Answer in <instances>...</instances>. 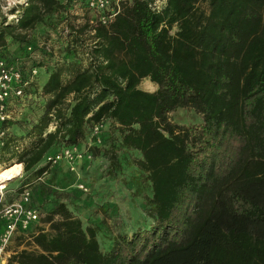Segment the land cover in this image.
<instances>
[{
    "label": "trees",
    "instance_id": "obj_1",
    "mask_svg": "<svg viewBox=\"0 0 264 264\" xmlns=\"http://www.w3.org/2000/svg\"><path fill=\"white\" fill-rule=\"evenodd\" d=\"M152 1L131 0L98 27L91 61L49 66L31 92L42 96L41 115L0 147V163L14 160L30 178L17 196L48 171V155L111 124L147 174L150 224L117 236L104 253L95 230L57 202L20 235L31 249L6 264H264V0H166L160 12ZM59 8L58 0H28L15 26L0 24V53L24 56L20 31ZM147 79L155 92L138 88ZM177 109L201 124L172 122ZM100 147L89 149L94 158ZM106 152L118 170L114 148Z\"/></svg>",
    "mask_w": 264,
    "mask_h": 264
},
{
    "label": "built area",
    "instance_id": "obj_2",
    "mask_svg": "<svg viewBox=\"0 0 264 264\" xmlns=\"http://www.w3.org/2000/svg\"><path fill=\"white\" fill-rule=\"evenodd\" d=\"M60 8L46 26L42 39L26 40L25 55L12 59L4 51L0 53V147L9 135V125L21 114L32 99V91L40 90L37 78L41 71L47 74L48 66L65 61L82 59L91 61V51L96 48L98 40L96 30L111 24L121 12L122 6L131 0H58ZM166 0H153L150 8L160 12ZM28 6V0H0V18L2 25H16L20 14ZM75 41H77L75 43ZM3 50V49H2ZM9 50L6 48V51ZM68 50H74L67 56ZM47 76V75H46ZM104 121L91 127L90 135L79 145L62 147L45 158L48 171L58 166L78 175V165L94 160L90 148L100 146L99 136L104 130ZM52 127V131L54 127ZM48 171L36 180V184L45 183ZM21 172L14 177L20 179ZM76 189L86 194L88 189L77 184ZM0 190V194L1 191ZM31 187L24 185L12 203L0 208V264H6L10 256L8 247L16 235H26L39 224L40 216L31 204Z\"/></svg>",
    "mask_w": 264,
    "mask_h": 264
},
{
    "label": "rangeland",
    "instance_id": "obj_3",
    "mask_svg": "<svg viewBox=\"0 0 264 264\" xmlns=\"http://www.w3.org/2000/svg\"><path fill=\"white\" fill-rule=\"evenodd\" d=\"M49 23L50 20L46 24H38L27 31H20V34L24 35L26 40L28 37L30 39H42ZM13 26L15 25L13 24ZM7 42H9L8 49L11 50L10 53L12 54L17 45L12 42L11 38H8ZM50 64V61L44 63V66H48L47 74L44 71L40 72L37 78V86H42L47 79ZM146 82L150 83L148 79L142 80L138 88L149 93L157 90L156 86L153 91L146 89ZM43 104L42 96L39 94L32 95L29 104L21 110V114L14 121L17 124L22 123L23 126L13 127L11 125L9 134L19 136L28 130L41 115ZM169 118L179 125L196 126L201 124L200 116L187 109H177L169 115ZM51 131L52 127L50 126L47 132ZM99 139L101 152L91 163L78 165V175L70 173L65 167L58 166L52 169L50 175L48 174L44 180V185L43 183L31 184V204L35 209L39 206L42 207V210H39L40 218L51 209L54 203L66 204L74 216L81 220L83 227L95 230L101 251L107 253L117 236L130 235L137 229L150 224L151 188L147 174L138 169L135 164L139 155L120 146V133L116 127L106 124V129L102 131ZM110 148H114L113 154L119 163L118 170H112L107 159L109 155L106 151H109ZM14 164H17L14 160L4 161L0 163V171ZM29 179V176L23 172L22 178L11 180L4 185L0 194V208L12 203L16 198L17 189ZM77 184L84 185L88 189V193L84 194L76 189ZM26 238L16 235L8 247L9 254L22 249H31Z\"/></svg>",
    "mask_w": 264,
    "mask_h": 264
},
{
    "label": "bare ground",
    "instance_id": "obj_4",
    "mask_svg": "<svg viewBox=\"0 0 264 264\" xmlns=\"http://www.w3.org/2000/svg\"><path fill=\"white\" fill-rule=\"evenodd\" d=\"M145 88L149 91H153L155 86L149 82H146ZM21 169L22 165L15 164L0 171V190L3 189L6 183L10 182L14 177H16L21 172Z\"/></svg>",
    "mask_w": 264,
    "mask_h": 264
},
{
    "label": "crops",
    "instance_id": "obj_5",
    "mask_svg": "<svg viewBox=\"0 0 264 264\" xmlns=\"http://www.w3.org/2000/svg\"><path fill=\"white\" fill-rule=\"evenodd\" d=\"M46 80H47V79H46ZM46 80H45V81H46Z\"/></svg>",
    "mask_w": 264,
    "mask_h": 264
},
{
    "label": "water",
    "instance_id": "obj_6",
    "mask_svg": "<svg viewBox=\"0 0 264 264\" xmlns=\"http://www.w3.org/2000/svg\"><path fill=\"white\" fill-rule=\"evenodd\" d=\"M149 93V92H148ZM10 166V165H9Z\"/></svg>",
    "mask_w": 264,
    "mask_h": 264
}]
</instances>
